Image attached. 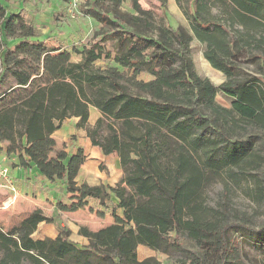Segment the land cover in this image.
Here are the masks:
<instances>
[{"label":"trees","instance_id":"1","mask_svg":"<svg viewBox=\"0 0 264 264\" xmlns=\"http://www.w3.org/2000/svg\"><path fill=\"white\" fill-rule=\"evenodd\" d=\"M122 1L91 0L85 13L100 32L71 51L32 42L33 28L0 4V142L21 166L64 185L72 202H57L55 211L75 212L94 200L115 218L97 231L80 227L87 245L78 246L61 234L34 239L37 226L52 222L54 214L35 210L11 231L0 228V264H160L137 261L136 248L168 253L179 249L182 234L202 248L190 264H205L213 255L226 264L234 252L228 234L233 226L209 218L213 209L205 192L221 171L231 176V166L243 171L261 160L234 136L241 123L264 132V79L238 76V62L253 48L261 54L264 78V0H186V7L175 0L191 35L167 24L151 28L139 0H130L136 15L113 8ZM157 1L164 9L166 0ZM150 29L157 37L148 35ZM193 38L225 76L220 85L194 70ZM7 39L20 41L11 50ZM109 41L111 64L97 66L110 59ZM130 71L151 79H131L125 74ZM217 94L231 100L230 108L215 101ZM90 108L100 114L92 126ZM71 118H78L76 126L92 146L117 154L123 178L115 187L78 184L82 148L72 155L55 151L53 134Z\"/></svg>","mask_w":264,"mask_h":264},{"label":"rangeland","instance_id":"2","mask_svg":"<svg viewBox=\"0 0 264 264\" xmlns=\"http://www.w3.org/2000/svg\"><path fill=\"white\" fill-rule=\"evenodd\" d=\"M90 2L91 0H83L82 5L75 14H72L71 11L72 16L70 14L67 15L66 11L65 15H61L62 19L59 25L62 26L63 32H59L58 35L53 37L50 45H44L47 49L52 50L55 47L62 51H71L72 47L79 46L77 44L80 39L87 43V41L97 37L100 32V25L95 19L85 13L90 7ZM138 2L144 11L149 12L150 17L148 16V18L153 24L151 28L167 24L176 30L187 32L191 35L189 23L175 0H166L164 9L157 0H139ZM181 4L184 7L189 5L186 0H181ZM106 5L108 7L112 6L109 1H107ZM113 8L124 14L136 15L130 0H123L118 6ZM213 11L217 12L216 9H213ZM154 30L150 29L148 35L157 37V33ZM263 32L261 31L259 34H264ZM59 35L62 36V39L58 38ZM258 36L257 34L256 40L261 38ZM112 45V41L106 43V50L111 52L110 59L102 58L96 63L97 66L104 67L111 64V59L114 56ZM203 49V45L193 38L190 43L189 55L193 62L194 70L198 75L207 78L213 85L218 86L224 82L225 76L221 72L214 70L204 59ZM259 56H261L259 51H254L253 48L244 53L241 61L238 62L239 78L245 79L254 76L257 79H264L259 73ZM256 57L258 58L256 59ZM71 60L77 61V55L71 54ZM125 74L134 80L146 81L151 79L149 75L144 73L136 74L134 71L125 72ZM7 83L10 84V81L8 80ZM215 101L221 106L230 108L231 100L221 94L216 95ZM89 111L88 123L92 124L99 114L93 108H90ZM75 125V120L72 119L63 124L56 135L58 143L55 146L56 152L61 151V148H65V146L71 150L77 145L83 148L85 154L89 152L90 148L87 149L89 141L85 136V132L77 130ZM238 128L234 138L238 141L247 142L246 145L250 146L248 154L256 153V155L261 157V160L258 161L259 166L249 165L243 171L231 166V176L228 170L221 171L220 178L211 180L210 184H208L205 198L208 206L213 209L209 218H221L223 223L233 226L229 229L228 234L234 240L233 243L235 245H233L235 248L233 254L227 259L226 264H264V232L262 231L264 228V132L246 123H241ZM63 139L67 140L64 145L61 144ZM110 163V165L109 162L107 164L104 159L86 158L85 166L78 182L94 185L103 181L106 184L110 182L115 187L121 180L115 174L117 172L120 174L121 170L118 163ZM114 176L116 178L115 181ZM55 190L60 194L59 200L61 201L59 202L67 204L71 202V199H69L70 194L64 192L63 187L57 186ZM12 196V192L0 183V228L4 232H9L18 226L23 219L37 208L35 205L37 204L36 198H25L20 195L14 199ZM43 204H46L43 208L46 213H49L51 204ZM106 209L105 206L102 207L97 202L90 200L88 205L75 212L60 211L58 215L53 214L52 222L40 225L32 237L55 238V236L61 234L74 244L82 246L84 241L82 236L77 235L76 229L78 227L84 226L89 230L97 231L115 222V218L111 215V210ZM115 213L119 216L120 210H116ZM179 243L181 244L179 249H174L168 253L152 251L140 245L136 248V259L139 262L155 260L160 264H190L194 255L202 252V248H199L195 242L188 239L184 234L180 235ZM217 262V256H206L205 264H217ZM23 264L29 263L24 262Z\"/></svg>","mask_w":264,"mask_h":264},{"label":"crops","instance_id":"3","mask_svg":"<svg viewBox=\"0 0 264 264\" xmlns=\"http://www.w3.org/2000/svg\"><path fill=\"white\" fill-rule=\"evenodd\" d=\"M0 4L3 5V7L5 8L6 14L19 15L20 17L23 18V20L29 26H31L33 28L35 36L31 39L32 42H41L45 46L50 45L53 37L58 35L59 32H63L62 26L59 25L60 24L59 22L62 19L61 15H65L66 12H67V15H69V14L71 15V11L68 8V1L67 0H0ZM72 14H75V12L72 11ZM61 35L58 36L59 39H62ZM65 36H67V35L65 34ZM7 41H10V43H9L10 49H13L14 46H16V44H18V42L20 40L7 39ZM68 41H70V40H68ZM84 43L85 42L82 39H80L78 41L77 45H81ZM94 110H96V109H94ZM97 113H98V111H97ZM99 116H100V114H99ZM89 117H90V111H89ZM71 119L75 120V124H77L78 118H71ZM71 119H67L66 121L71 120ZM88 122H89V120H88ZM94 122L92 124H90V123H88V124L90 126H92L94 124ZM75 128L77 130H82L85 132L84 129L78 128L76 125H75ZM59 130H57L53 134V138L55 140L56 145L58 144L56 135L59 132ZM85 136H86L87 140L89 141L87 143L88 144L87 149L90 148L89 152H87V154H85L83 148L81 146H78V145L75 146V148L71 149V150L69 148H67L66 146H65V148H61V149L64 150L67 154L72 155L76 152V150L78 148H82L83 153L87 159L88 158L104 159L107 164L109 162V165L111 164L110 162H115V164H117V163L119 164V160H118L116 153L104 155L103 152L98 147L91 145L90 140L86 135V132H85ZM66 141H67L66 139H63L61 144L64 145V143H66ZM6 147H7L6 142H2V143L0 142V160L2 162H4L5 164H7L8 166H10V176L13 178V182L16 186V192L14 194L12 193V195H13L12 197L14 199H16L17 196L21 195L22 197H25V198H27V197L36 198L37 204H35V205L37 206V208L34 209L33 211L41 210L42 213L47 217H51L53 213L55 214V212L58 215L60 211H58V210L55 211V209H56L57 202H59L61 200H59L60 194L58 192H56L55 189L57 188V186H60V187H63L64 192H65L64 185H62L60 182H54V183L46 182L45 180H43V178L38 176L35 169H31L29 167L21 166L17 154H13V153L9 154L7 152ZM87 149L85 148V150H87ZM110 157H111V160H110ZM84 166H85V162L80 167L79 174L76 178V182L78 184L86 183V182H78V179L80 177V174H81ZM119 167H120V165H119ZM120 170H121V168H120ZM115 175H116V177L119 176L120 179L122 180V178H123L122 171L120 174H119V172H117ZM115 179L116 178L114 176V181H115ZM100 184H104V185H108V186L113 187V185H111L110 182H107V184H106L103 181L101 183H97L94 185H89V184L88 185L89 186H95V185H100ZM69 199H70V196H69ZM88 201H90V200H88ZM88 201H87V205H88ZM92 201H94V200H92ZM71 202H69L68 204L67 203H63V204L69 205ZM94 202H96V201H94ZM43 203L51 204V208H50L49 213H46L45 209L43 208V206H45L46 204H43ZM119 217H121V211H120ZM43 224L44 223H40L37 226V229L40 227V225H43ZM111 224H113V223H111ZM111 224H109V225H111ZM76 230H77V235H79L78 234L79 227ZM34 239H44V238L36 237ZM82 239L84 241L83 244L87 245L86 239L84 237H82Z\"/></svg>","mask_w":264,"mask_h":264},{"label":"built area","instance_id":"4","mask_svg":"<svg viewBox=\"0 0 264 264\" xmlns=\"http://www.w3.org/2000/svg\"><path fill=\"white\" fill-rule=\"evenodd\" d=\"M70 11L77 12V9L82 5L83 0H67ZM0 183L8 188L13 194L16 192V187L13 178L10 176V167L0 160Z\"/></svg>","mask_w":264,"mask_h":264}]
</instances>
